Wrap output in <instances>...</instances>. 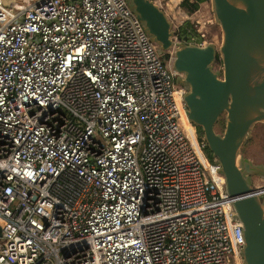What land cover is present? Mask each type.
<instances>
[{
  "label": "built area",
  "instance_id": "1",
  "mask_svg": "<svg viewBox=\"0 0 264 264\" xmlns=\"http://www.w3.org/2000/svg\"><path fill=\"white\" fill-rule=\"evenodd\" d=\"M5 2L0 264H241L220 165L127 1Z\"/></svg>",
  "mask_w": 264,
  "mask_h": 264
},
{
  "label": "water",
  "instance_id": "2",
  "mask_svg": "<svg viewBox=\"0 0 264 264\" xmlns=\"http://www.w3.org/2000/svg\"><path fill=\"white\" fill-rule=\"evenodd\" d=\"M158 52L173 50L176 83L185 88L186 117L201 128L220 165L225 189L243 226V264H264V165L242 156L253 128L264 124V0H210L220 43L175 41L173 23L155 0H126ZM221 68L215 69L217 57ZM224 115V129L216 124Z\"/></svg>",
  "mask_w": 264,
  "mask_h": 264
},
{
  "label": "rangeland",
  "instance_id": "3",
  "mask_svg": "<svg viewBox=\"0 0 264 264\" xmlns=\"http://www.w3.org/2000/svg\"><path fill=\"white\" fill-rule=\"evenodd\" d=\"M5 5H8L11 0H5ZM159 6L166 12L168 17L173 23V28L178 26V24H185L189 22L192 26V30L201 29L202 32L206 34V39L209 42H213L216 45L220 43L221 35L220 28L215 23L214 17L211 11L210 0L202 1L199 4V8L191 14H188L185 10L176 11L178 6L174 7L172 3L167 4L166 0H158ZM195 27V28H194ZM196 33V32H195ZM197 34V33H196ZM198 35V34H197ZM176 42L177 37L175 39ZM171 53L170 63L173 59V50L169 51ZM222 65H220V69ZM184 125L188 127V123L184 121ZM196 129V128H195ZM193 127V130H195ZM218 131V130H217ZM220 132V131H219ZM242 156L250 159L254 164L264 165V124H257L251 133V137L242 147ZM253 184L257 188L264 187V178L260 176L252 177Z\"/></svg>",
  "mask_w": 264,
  "mask_h": 264
},
{
  "label": "trees",
  "instance_id": "4",
  "mask_svg": "<svg viewBox=\"0 0 264 264\" xmlns=\"http://www.w3.org/2000/svg\"><path fill=\"white\" fill-rule=\"evenodd\" d=\"M205 0H183L181 3V6L183 7V9L188 13H194V11H196L199 7V4ZM192 26L189 24V22L180 28V30H177L176 32V37L177 40L186 42V43H198L201 39L199 37L193 36L191 29ZM161 59L163 60V62H167L169 61L170 57H171V53L170 52H164L162 55H160ZM221 65V61L219 59V56L217 57L216 63L214 64V68H219ZM190 126L192 127V125L190 124ZM193 129V128H192ZM216 129L220 132H222V130L224 129V115H222L220 117V119L218 120L217 124H216ZM196 133L198 138H203V132L201 130V128H197L196 127ZM243 150V149H242ZM205 154L208 158V160L210 162H216L217 160L215 158L212 157L210 151L208 150V147H205Z\"/></svg>",
  "mask_w": 264,
  "mask_h": 264
},
{
  "label": "crops",
  "instance_id": "5",
  "mask_svg": "<svg viewBox=\"0 0 264 264\" xmlns=\"http://www.w3.org/2000/svg\"><path fill=\"white\" fill-rule=\"evenodd\" d=\"M167 1V4L166 5H169V3H172L174 5V7L178 6V9L176 11H183V7L181 6V3L183 0H166ZM192 1V0H190ZM155 2L159 5V2L158 0H155ZM199 8V7H198ZM195 12V11H194ZM188 22H186L185 24H178V26H176L174 28L175 32H177V30H180L181 27L185 26ZM191 31H192V34L193 36H196L197 37V34H195V32L192 30V28H190Z\"/></svg>",
  "mask_w": 264,
  "mask_h": 264
},
{
  "label": "bare ground",
  "instance_id": "6",
  "mask_svg": "<svg viewBox=\"0 0 264 264\" xmlns=\"http://www.w3.org/2000/svg\"><path fill=\"white\" fill-rule=\"evenodd\" d=\"M182 120H183V124H184V121L188 123V120H187V117H186V115H185V116L183 115V118H182ZM193 127H194V126L192 125V128H193Z\"/></svg>",
  "mask_w": 264,
  "mask_h": 264
},
{
  "label": "flooded vegetation",
  "instance_id": "7",
  "mask_svg": "<svg viewBox=\"0 0 264 264\" xmlns=\"http://www.w3.org/2000/svg\"><path fill=\"white\" fill-rule=\"evenodd\" d=\"M196 127H194V129H195ZM196 130V129H195ZM241 264H243L242 262H241Z\"/></svg>",
  "mask_w": 264,
  "mask_h": 264
},
{
  "label": "clouds",
  "instance_id": "8",
  "mask_svg": "<svg viewBox=\"0 0 264 264\" xmlns=\"http://www.w3.org/2000/svg\"><path fill=\"white\" fill-rule=\"evenodd\" d=\"M176 35V34H175ZM176 37V36H175ZM197 44V43H196Z\"/></svg>",
  "mask_w": 264,
  "mask_h": 264
}]
</instances>
